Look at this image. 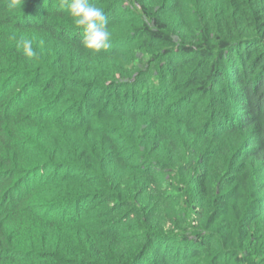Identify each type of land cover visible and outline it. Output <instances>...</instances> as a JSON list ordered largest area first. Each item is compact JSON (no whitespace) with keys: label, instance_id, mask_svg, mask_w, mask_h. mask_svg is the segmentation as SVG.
<instances>
[{"label":"trees","instance_id":"obj_1","mask_svg":"<svg viewBox=\"0 0 264 264\" xmlns=\"http://www.w3.org/2000/svg\"><path fill=\"white\" fill-rule=\"evenodd\" d=\"M89 2L0 0V264H264V0Z\"/></svg>","mask_w":264,"mask_h":264},{"label":"clouds","instance_id":"obj_2","mask_svg":"<svg viewBox=\"0 0 264 264\" xmlns=\"http://www.w3.org/2000/svg\"><path fill=\"white\" fill-rule=\"evenodd\" d=\"M24 0H10L9 8L19 9ZM64 6L77 27L83 29L82 45L92 55H97L111 47V33L108 29V21L104 10L96 7L89 0H65ZM12 39H16L15 36ZM43 44V41L40 42ZM17 48H22L23 55L29 59L37 56L33 48V41L21 37L16 41Z\"/></svg>","mask_w":264,"mask_h":264}]
</instances>
